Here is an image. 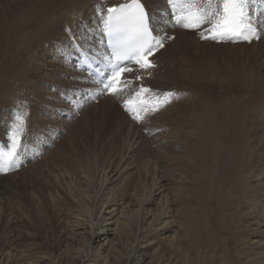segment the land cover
<instances>
[{"label": "bare ground", "instance_id": "obj_1", "mask_svg": "<svg viewBox=\"0 0 264 264\" xmlns=\"http://www.w3.org/2000/svg\"><path fill=\"white\" fill-rule=\"evenodd\" d=\"M144 1L147 4L151 2V0ZM91 2L92 0H46L41 5L28 6L25 13L34 9L38 15L45 14L44 18L39 17L42 20L41 26L35 31L36 36H31L24 28L27 20L24 15L13 16L9 20L7 24L12 28L6 25V30L0 29V58L3 57L1 60L3 66L0 67V138L5 137L6 122L13 114V111L10 114L3 111L5 108H13L17 105L18 103L13 101L16 98H24L31 102L29 124L31 130L37 129L36 134L50 122V118L45 116L43 110L48 112L46 106L50 105L49 99H52L49 85L60 79V75L59 64L53 60L49 46L55 39L63 38V24L73 25L80 16L84 19L90 18ZM13 27L21 29V32L17 47L10 51L11 44L18 37ZM184 37L187 38L183 39ZM5 38L7 49L3 50ZM199 45L201 47L203 44L196 42L192 35H180V43H178L180 53L185 46H189L187 54L196 55ZM240 45H227V47L246 46V44ZM223 47L224 45L214 44L215 49ZM161 68L164 69L165 76L168 73L183 74L189 69L183 65H176L173 61H169L168 65L162 63ZM249 69L239 71L240 79L250 83L258 82L257 78L261 75L258 72L254 73L253 67ZM204 71L207 72L205 66H201L200 73ZM216 72L219 74V70L213 68L210 74L216 76ZM46 95L48 99H45ZM232 103L233 101L228 97L221 102L220 121L215 119L216 106L207 104L200 107V142L219 138L220 132L226 135L235 131L236 125L245 114L234 113ZM113 106L111 99L103 101L102 112L93 114L94 117L88 119L89 124L84 130L80 129L76 132L77 124L71 123L66 128L67 133L55 143V148L49 150L45 157L38 161L45 166L47 176L63 180L60 186L54 188L57 193L54 210H57V213L59 209L65 214L62 213L64 217L60 215L59 218L60 236L57 235L54 239L58 245L50 250L39 251L40 255L37 253L39 257L32 262H29L31 259L27 254L25 256L28 258L18 254L13 255L12 252L10 256L6 250H15L14 245L17 241L11 237V226L16 224V218L13 217L7 221L11 225V228L7 226L11 231L8 235L3 234V227L1 228L2 224H0L1 263L195 264L198 260L195 255H198L199 263L206 264L208 258L213 256L212 247H217L214 246L216 243L213 242V238L222 239L223 236L225 238V241L221 240L225 242L223 254L230 251L227 240L231 239L232 251L237 256L230 254L236 257V263L219 264H264V214L258 210L260 195L257 196L261 193L257 190L256 194L253 189H248L247 193L243 190L250 188L251 184L248 185L247 182L254 178L260 180L261 186L264 187V167L258 164L262 161V153L256 150L250 154L245 151L236 153V162L232 165H224L218 162L219 156L229 154L230 150L214 149V154L219 156L208 160V170L211 173L212 168L218 171L223 166L224 171L213 190L216 207H210L208 210L211 212L207 214L205 204L209 198L202 200L203 203L200 205V187H197L198 170L192 172L190 176L193 180L191 186H185L179 175L169 174L170 171L159 163L161 161L159 153L164 151L160 142V128L155 131V136L148 137L137 128L139 126L128 121L127 116L122 112L120 116H114L107 121L104 113L110 112ZM252 111H258L263 116L262 108L258 110L254 106ZM88 117L89 115L85 114L83 118ZM162 117L163 115L153 125L160 127ZM75 132L76 137L73 136ZM85 132H87L86 139H84ZM241 132L245 131L241 129ZM77 133H80V136ZM69 137L73 141L71 145L73 147L76 145V153H84L83 157L89 154L92 159L87 158L88 160L85 162L83 160L79 164L77 163L79 159H74L69 163L58 165V158L63 159L69 154V148L68 151L61 148V145L66 147ZM112 139L119 142L116 148L112 147ZM248 146L249 142L246 143V148ZM73 153L74 156H82ZM250 155L254 156L257 162L252 161ZM89 160H93V163ZM97 171L101 172L99 191L97 189L89 193L88 189ZM4 179L5 177L0 178V196L14 188L13 183ZM238 194L242 197L238 198ZM64 203L70 207L64 208ZM134 216L138 220H135ZM27 231L30 229L18 232L17 239L27 235ZM27 236L36 239L34 233ZM43 243L49 246L47 237ZM36 245L37 239L25 245L23 243L20 247L30 249ZM54 250L59 252L50 259ZM246 253L249 258L245 257ZM217 257H220L218 253L215 259Z\"/></svg>", "mask_w": 264, "mask_h": 264}, {"label": "rangeland", "instance_id": "obj_2", "mask_svg": "<svg viewBox=\"0 0 264 264\" xmlns=\"http://www.w3.org/2000/svg\"><path fill=\"white\" fill-rule=\"evenodd\" d=\"M45 1L46 0H0V29L6 30V25L12 28V26L7 24L9 20L13 16L24 15L27 17V20L24 23V28L27 29L31 36H36L35 31L39 26H41L40 22L42 19L40 18H44L45 14L38 15L34 9L29 11L28 13H25V9L31 5H41ZM13 28L17 31L18 37L11 44L10 51L12 48L17 47L21 32V29L16 27ZM185 38L187 37H184L183 39ZM195 41L198 42L196 39ZM206 43L209 42L202 43L203 45L201 47L199 45L197 54L191 56L187 54V49L189 48V46H185L181 53L178 44L173 47L172 51L170 52V55L172 57L170 61H173L176 65L186 66L189 69L183 74L168 73L167 76H165L164 74H160L159 76H163L162 82L166 84L165 88H168L169 85L175 86L179 89H185L188 94L183 100L170 106L168 110L159 114L156 119H154V121L156 122L163 115L162 122L159 123V125L161 133L160 142L164 147V151L162 153H159L161 158V161L159 163L163 164L166 169L170 171L169 174L179 175L185 186L192 185L193 180L190 179V176L192 172L198 170L197 187H200V205H202L203 203L202 200L204 201L209 198L205 204L206 213L208 214L209 212H211L210 210H208L210 207H216L214 206L216 199L213 190L216 183L222 176V172L224 171L223 166H221L218 171H215L212 168L211 173L208 170V160H213L217 156H219L214 154L215 148H219L221 150H230L229 154L219 156L218 162H222V164L224 165L234 164L237 159L236 153L240 154L245 151L247 154H250L251 152L256 150L257 152L262 153V161H260V163L258 164H260L261 167H264V114L262 119L260 113L258 111H252L254 106L250 105L258 100L264 101V47L262 46V48L259 49H257L258 46L252 47L256 49L253 50L249 45L239 48L231 47L239 45H231L228 47L227 45H224L223 48L215 49L214 44L212 46L210 45L212 43ZM3 47V50L7 49L6 38L4 39ZM248 47L252 51H255L257 53V56L255 54H251V51L247 49ZM2 59L3 57L0 58V67L3 66V63H1ZM201 66H205L207 72L204 71V73H200ZM250 67H253L254 73L257 74L258 72L261 75L258 76L260 79L257 78L258 82L252 81L250 83L240 79L239 71L250 70ZM213 68L214 70H219V74L216 72V76L210 74V72L212 73ZM220 71H222V73ZM149 83L162 88V84L160 83ZM178 83H180L182 86H178ZM226 97L230 98L231 101H233V112L245 114L244 117L238 122V125H236V129L233 133H228L225 135L223 132H220L219 138H213L206 142H200V107L207 104L216 106L217 114L215 119L216 121H220V119L222 118V110L220 109V104ZM12 111L13 108H5L3 113L10 114ZM93 117L94 116L92 115L88 118L77 120L76 122L79 123H73L77 124L75 129L77 128L78 130L76 129V132L80 131V129L84 130L87 124H89L88 119L90 120ZM127 120L131 121L128 118ZM54 123L55 122H51V119L50 122H48V124ZM126 125L128 126L129 123H127ZM137 128L140 130V127ZM240 128L245 132H241ZM76 132L73 135L75 137ZM87 132H85L84 134V139L87 138ZM77 135L80 136V133H77ZM63 136L64 133L62 134L61 138ZM247 142H249V146L246 148ZM71 143H73V141L70 138V140H68L65 144L66 147H64V145H61V148L64 151H68L67 149L69 148V154H67L63 159L59 157V160H57L58 165H61L62 163H69L70 161H74V159H79V161H77L78 164L79 162L82 163L83 160L85 162L86 160H88L87 158L92 159L91 157H89V154H87L88 156L83 157L84 153H76V145L75 147H73ZM259 143L261 144L259 145ZM112 145V147L116 148L119 145V142H115L112 139ZM152 145L155 148V144L153 143ZM97 147H99L98 143ZM257 148L261 150H258ZM71 149L72 152H70ZM73 152H75V155L80 154V156H82H74ZM154 152L158 154L156 150H154ZM250 159L254 162H257V159L252 155H250ZM89 161H92L91 163H93V160ZM46 172L47 170L45 166L41 165L39 162H36L29 165L27 169H23L22 172L5 176L4 180H9V182L13 183L14 188L13 190L0 196V224H2L1 228L3 227V234L8 235L11 231L7 228V226L9 228L12 227L11 237H14L17 240L14 245V252L11 249H7L8 251L6 250V253H9L10 256H12V254H18L21 257L27 254V256L29 255L28 257L31 259H26L27 261L29 260V262H32L35 259L37 260L36 257H39L41 251L50 250L53 247L57 246L58 242L54 241V239H56L57 235L60 236L61 225L59 224V218L63 212H60V210L58 209V212L56 213L57 210H54V207H56L55 203L57 202V199H55L57 193L56 191H54V188L60 186L63 183V180L62 178H53L47 176L45 174ZM100 182L101 172L97 171L92 179V183L88 189V192L92 193L97 189L99 191L101 185ZM247 183L248 185L251 184V186L250 188L243 189L246 193L248 192V189H253L254 192L258 190L257 192L261 193L257 194L256 192L257 196L260 195V197H258L260 200V206L258 207V210L264 214V187L261 186V181L254 178ZM259 187L263 188L259 189ZM239 197H242V195L238 194V198ZM64 204L66 205L67 203ZM65 205L64 208H67L68 206L70 207V205L68 204L66 206ZM63 215L65 214L63 213ZM13 217L16 218V224L14 223V225L11 226L10 222L7 221H10V218L13 219ZM134 219L138 220L136 216H134ZM8 223L9 225H7ZM27 229H30V231H27V235L34 233V236L37 239V245L35 247H31L30 249H28L29 247H23L24 249H22L23 243L25 245L26 243L36 241V239L27 235H25L24 237H18L17 239L18 232L26 231ZM224 231L222 233H224ZM46 237L48 238L49 246L43 243ZM220 238L221 237L213 238V242L216 243L214 244V246L217 247H212L213 256L211 258H208L206 264H213L214 262L217 264L222 262L236 263V257L230 255H236V253L232 251V240H227V245L230 251L223 254L225 249V242L223 241H225V238L223 236L222 239ZM20 245L22 246L20 247ZM11 252L12 254H10ZM57 252H59V250L52 251L50 259ZM37 253H39L38 256ZM217 253L220 257H217V259H215V255L217 256ZM28 257L25 256L23 258ZM245 257L249 258L248 253L245 254ZM195 258L198 259L195 264H200L198 255H195ZM1 262L2 261L0 258V264H2Z\"/></svg>", "mask_w": 264, "mask_h": 264}, {"label": "snow or ice", "instance_id": "obj_3", "mask_svg": "<svg viewBox=\"0 0 264 264\" xmlns=\"http://www.w3.org/2000/svg\"><path fill=\"white\" fill-rule=\"evenodd\" d=\"M166 6L171 8V15L167 14V8L161 10V19L164 24L172 23L174 26L198 29L202 25H209L212 39L220 40H245L251 42L260 39L264 35V0H165ZM205 5V7H198ZM177 10L181 15H176ZM99 11H103L100 9ZM253 11L257 15H253ZM104 23V33L108 36V45L111 54L89 56L75 39L72 47L81 55V65H87L97 79L96 85L99 94L105 91L113 95L120 90V78L124 73L133 72V68L125 67V63L133 60L140 69L148 70L154 67L149 57L154 50L164 47V41L174 39L166 33L157 37L153 34L149 12L142 0H130L129 4H120L109 7L105 16L100 17ZM66 31L71 32V29ZM208 38V37H202ZM93 64H101L92 68ZM107 70V71H105ZM139 79V77H137ZM143 91H148L144 89ZM171 94H165L166 97ZM95 99V97H92ZM167 102V101H165ZM157 110L153 108L152 111ZM140 121V115L134 117ZM16 119L19 124L15 125V131H22L23 120L20 115ZM19 138L13 140V151L6 157H0V172H7L17 166L16 148L20 145Z\"/></svg>", "mask_w": 264, "mask_h": 264}]
</instances>
